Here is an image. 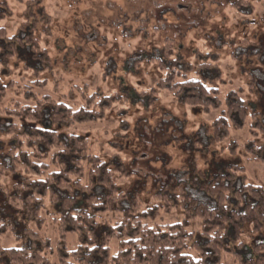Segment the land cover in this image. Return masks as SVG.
Segmentation results:
<instances>
[{"label":"rangeland","instance_id":"1","mask_svg":"<svg viewBox=\"0 0 264 264\" xmlns=\"http://www.w3.org/2000/svg\"><path fill=\"white\" fill-rule=\"evenodd\" d=\"M9 7L12 17L2 27L9 35L24 22L27 28L35 20L28 19L27 10H32L38 19L37 39L50 62L44 66L29 60L27 49L21 61L5 65L0 54V80L15 84L0 103V163L8 164L12 144L8 128L22 124L5 112L16 104L34 107V102L25 100L26 92L49 96L75 111L85 106L84 97L97 95L121 101L101 121L55 129L64 136L87 139L91 154L105 162L124 165L131 176H117L121 190L144 204L156 206L154 195L167 189L179 194L178 183L183 181L196 204L212 207L213 198L205 187L209 181L217 178L239 189L244 179L231 178L217 169L220 165L243 167L248 181L264 184V164L250 163L245 149L253 143L264 146V133L254 126L264 124V0H9ZM167 46L173 55L165 67L174 63L175 71H185L180 76L219 88L223 102L237 93L247 103L249 118L243 130L231 128L227 141L212 144V125L221 111L205 114L158 89L168 73L161 63ZM37 68L46 69L37 73ZM252 77L257 84L250 91ZM36 80L44 86H34ZM231 143L237 145L234 154L228 150ZM198 172L213 174L203 180ZM0 183L11 190L15 182L7 174ZM174 213L161 212L147 224L180 222L182 212ZM12 214L10 207L2 210L5 221L18 226ZM200 226L197 223L194 230ZM42 234L56 244L51 218ZM75 246L71 236L70 247ZM191 255L197 257L196 252ZM222 260L238 264L227 254Z\"/></svg>","mask_w":264,"mask_h":264},{"label":"trees","instance_id":"2","mask_svg":"<svg viewBox=\"0 0 264 264\" xmlns=\"http://www.w3.org/2000/svg\"><path fill=\"white\" fill-rule=\"evenodd\" d=\"M28 12V19H35L33 23L26 28L24 22L18 32L9 35L1 24L12 17V11L9 0H0V54L5 65L14 59L21 61L27 49L29 60L36 59L44 66L50 62L37 39L38 19L32 10ZM169 49L167 46L161 53L168 73L158 89L171 93L183 106L201 108L205 114L221 111L212 125V144L227 141L231 128L243 130L249 118L247 103L237 93L223 102L219 88L205 80L180 76L185 71H175L174 63L165 67L173 55ZM45 69L37 68V73ZM256 81L251 78L250 91ZM33 84L43 87L45 83L36 80ZM14 88V83L0 80V103ZM25 100L34 102V107L16 104L5 112L21 119L22 124L8 128L12 142L8 164L0 163V179L9 174L15 182L11 190L0 183V264H224L223 254L238 264H264V184L248 181L245 168H217L231 178L244 179L239 189L217 178L209 181L205 187L213 198L212 207L196 204L183 181L178 183L179 194L169 189L158 193L153 199L156 206L150 207L138 196L121 190L117 176H131L124 165L105 162L91 154L87 139L64 136L55 129L101 121L121 101L119 97L87 96L83 98L85 106L76 111L33 91L25 93ZM254 126L264 133L263 123ZM252 133L258 136V132ZM231 144L228 150L234 154L237 145ZM245 149L250 163L264 164V146L253 143ZM198 173L203 180L213 174ZM9 207L18 226L2 216V210ZM176 210L182 212L180 222L147 224L155 222L161 212L175 214ZM48 218L55 226L56 244L42 234ZM197 223L201 226L195 231ZM71 236L75 237L74 248L70 247ZM193 252L197 257L191 255Z\"/></svg>","mask_w":264,"mask_h":264}]
</instances>
